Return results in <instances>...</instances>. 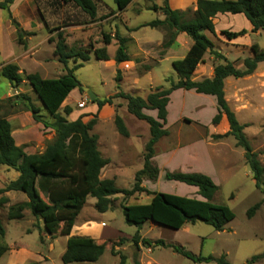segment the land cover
Here are the masks:
<instances>
[{
	"label": "rangeland",
	"instance_id": "obj_1",
	"mask_svg": "<svg viewBox=\"0 0 264 264\" xmlns=\"http://www.w3.org/2000/svg\"><path fill=\"white\" fill-rule=\"evenodd\" d=\"M100 1L99 9L105 8V13L101 14V18L93 23L103 22L91 28L89 40H86V36L79 39L71 37L70 40L64 37L67 44L70 41L71 46L69 44L68 46L76 50L90 49L91 47L94 49L102 48L104 47L103 35L108 34L113 37L112 45L108 46L110 61H99L92 53L90 61L75 71V76L83 91L74 90L75 92L73 91L67 98L65 107H71L73 111L78 112V115H86L97 105L92 102L89 92L100 100L116 97L120 92L145 99L159 88H169L172 82L177 81L173 62L182 60V54L189 50V47L183 49L182 46L179 47L175 44L170 53V58L173 59L141 74L143 66H155L157 60L163 56L162 47L144 46L145 54L142 53L143 50L141 51L142 48L140 47L144 42L157 44V42L167 39L168 32L165 29L141 28L151 22L165 20L161 11L152 10L155 5L162 7L164 5L163 0H135L124 15H120L117 19L114 15L118 11H107V7L116 9L117 6L114 1ZM8 19V13L0 11V64L22 51L21 46L11 38L10 24L8 22L6 24ZM129 27L131 28L130 32L141 28L133 33L134 38L140 44H136L137 41L128 43L127 52L133 58L142 57L140 58L142 63L134 67L131 65L132 68L130 69L122 66L124 69L122 72L115 61L118 50L115 37L116 35L121 36V32L123 35H127L125 28ZM44 36V34H40L37 42L41 41ZM57 37L58 35L55 37L56 40ZM100 43L102 44L99 45ZM53 44L55 49L56 43ZM189 44H192V40H189ZM258 44L264 51V34L262 38L258 39ZM220 47L217 44L215 51L216 48ZM223 50L224 53L228 54L230 62L236 65H238L239 59L246 60L251 57L248 52L240 53V50L236 52L231 46L223 47ZM51 51L50 46L43 43L39 55L41 59L37 61L22 60L20 65L28 74H39L44 79H58L66 75L67 71L62 64L53 62L55 58ZM206 57L211 59L210 53ZM43 58L45 64L42 61ZM79 63L82 62L79 61ZM75 66L76 64L70 61L69 68L74 69ZM119 71L122 73L121 90L118 89L117 81ZM256 75L263 80V83L257 81L251 83L244 95L236 97L229 94L227 101L233 112L234 108L239 112L238 116L236 114L237 119L241 125L246 127L244 133L253 151L259 155V160L264 167V68H261ZM80 103H86V108L80 109ZM30 106L39 110L38 115L43 118V121L53 124L52 116L44 109L31 86L27 82H23L18 87H14L3 78L0 71V115L11 122L13 136L17 144L23 142L21 146L25 148L28 154H43L49 144L55 140L56 133L52 129H46L35 122L33 114L29 111ZM65 107L61 109L62 113ZM126 108V100L115 98L113 105L107 112L106 119L101 124L99 121L97 127L92 131V134H100V151L106 156L113 157L116 161H118L117 156L110 152V148L116 146L119 139L115 117L119 115L125 120L124 111L127 110ZM215 111L216 109L212 104L200 95L196 94L195 96L192 93H187L183 98L181 93H176L170 107L172 123L169 126V136L157 145V150L162 152L163 150L175 149L198 140L205 134L201 127L194 123L190 124L189 121H185L181 124L182 126L174 125L173 120L178 115L184 114L193 121L209 122ZM91 120H93V116L84 118V122L87 121V123ZM145 126L148 127L147 124ZM219 141L213 143L211 145L213 147L209 148L216 167L212 180L219 187V192L213 203L228 207L235 215V219L228 224L225 231L217 232L203 222H198L195 225L187 224L178 231L148 222L140 234L142 239L151 241L153 245L149 247L140 244L139 249H137L132 243V239L138 233V229L126 223L123 207L148 204L153 196L146 193L131 197L118 195L112 198V207L105 214L97 211L96 199L89 197L79 217L78 224L80 226L85 224L92 226L91 233L99 240H103L99 243L107 244L108 248L99 264H120V257L114 256L111 252L114 245H117L115 251L126 257V264H135V260L144 264H196L170 248L155 246L158 241L184 248L196 256H213L216 258L227 256L230 264H249L252 258L264 255V186L262 190L256 188L252 171L246 162L245 151L237 147L236 139L229 137ZM182 150L186 151L187 147H183ZM143 153L144 142L133 139V163L116 180L119 189L131 190L134 187V172L141 166ZM187 154L185 152L184 155L187 157ZM190 156L192 155L190 154ZM19 176L15 170L0 165V189L6 188L10 182L17 180ZM157 181H152V184L148 183L152 193L159 191V193L179 197L202 199L197 195L196 188L179 182H169L165 179V175L162 176L158 184H155ZM5 196L9 199V203L0 209V220L5 229V243L9 245L10 251L0 259V264H64L62 257L66 250V237L51 238L46 233L43 222L34 218L28 208H25L22 219L10 220L11 209L19 204H28L29 199L27 195L19 192H11ZM257 204L261 205L260 209L253 218H250L249 211ZM123 238L128 239V242L120 246V241ZM257 264H264V260Z\"/></svg>",
	"mask_w": 264,
	"mask_h": 264
},
{
	"label": "trees",
	"instance_id": "obj_2",
	"mask_svg": "<svg viewBox=\"0 0 264 264\" xmlns=\"http://www.w3.org/2000/svg\"><path fill=\"white\" fill-rule=\"evenodd\" d=\"M63 1L80 9L88 15L92 22L98 20L100 0ZM113 1L117 6V11L122 13L134 0ZM163 2L162 7L155 5L152 10L161 11L165 20H157L141 28H161L168 32L167 39L163 44L162 55L176 44L180 34H186L193 41L188 54L182 60L173 63L179 82H172L170 89H157L146 99L120 92L116 97L104 100L96 99L94 102L101 110L107 105L112 106L115 98H122L127 102L128 112L137 119L147 122L151 127L152 138L146 147L144 168L137 173L135 185L131 190L119 189L115 180L100 179L102 170L110 164V161L105 159L99 150L98 135L92 134L99 122L98 115H94L93 120L85 123L84 118L88 115L81 116L76 121L68 119L73 113L71 107H65L63 113L61 112L62 106L74 90L83 91L75 76V71L90 61L91 54L94 53L99 61H110L107 47L112 44L113 37L111 35H103L105 45L103 48L94 49L91 47L84 50L69 47L63 34H58L57 40L51 38L49 42L56 43L54 55L67 71L66 75L58 79H43L39 74H21L19 67L14 64L6 65L1 69L3 78L14 87H18L23 82H27L31 86L44 109L52 116L53 124L43 121V118L38 115L39 110L33 106H30L29 111L33 114L35 122L43 124L46 129L55 131L56 138L43 154H28L24 147L17 145L11 122L0 115V165L15 170L20 175L6 188L0 189V209L9 203L6 194L19 192L27 195L29 203L13 207L9 213V219H22L25 208H28L34 218L43 222L44 229L51 238L69 237L66 251L62 257L64 264L97 263L108 248L107 244H101L88 237H71L76 221L89 197L96 199L97 211L105 214L112 207V198L118 195L131 197L146 193L153 196L148 204L123 207L126 223L138 229V233L132 239V243L137 249L140 244L149 247L153 245L151 241L142 239L140 234L148 222L175 231L181 230L187 224L195 225L198 222H203L217 232H223L228 224L235 219L234 213L228 207L213 203L219 192V187L206 175L181 172H167L165 175V179L169 182H179L197 188L198 195L202 197V200L164 193H150L142 187L143 180L155 182L159 178V169L152 160L155 156L156 145L163 138L169 136L168 130L165 129L168 105L171 95L177 90H194L198 94L216 97L219 114L213 123L220 124L222 116L226 115L230 131L224 136H215L214 139L222 140L229 137L236 139L237 147L245 151L246 162L252 171L256 188L263 189L264 167L259 160V155L253 151L244 133L246 127L240 124L236 114L229 106L225 93V81L229 78L242 79L253 75L259 64L264 63V51L258 45H253L251 47L253 58L246 59L244 69L240 70L215 51L214 43L206 37L205 33L216 35L212 19L218 14L244 15L253 27L252 33H264V0H198L195 19L190 22L181 21V14L172 10L169 0H163ZM13 3L14 0L0 2V9L9 11ZM13 25L18 30V43L26 45V38L32 37L34 34L24 32L15 21H13ZM54 31L56 30H52V32ZM247 34L246 30L222 32V36L230 42ZM115 38L118 43L115 57L117 65L131 62L132 59L127 52L128 40L120 35H116ZM208 53L222 62L216 65L215 76L212 79L195 82L193 80L194 73L197 67L204 62ZM70 61L76 64L74 69L69 68ZM141 63V60L136 61L138 66ZM153 67L143 66V71L140 73L149 72ZM117 81L118 89L121 90V71L118 73ZM145 110L157 111L158 119L147 116L144 113ZM115 124L122 137H130L128 129L119 115L115 117ZM260 207V204L252 207L249 217L253 218ZM125 242H128V239L123 238L120 241V246H123ZM155 246L170 248L196 264H230L227 256L221 258L196 256L184 248L167 245L163 241H158ZM115 247L117 245L112 248V254L120 257V264H126V257L116 252ZM9 251L10 247L5 243V229L0 220V259ZM263 260L264 255L256 256L249 261V264H257ZM135 264L141 263L135 260Z\"/></svg>",
	"mask_w": 264,
	"mask_h": 264
},
{
	"label": "crops",
	"instance_id": "obj_3",
	"mask_svg": "<svg viewBox=\"0 0 264 264\" xmlns=\"http://www.w3.org/2000/svg\"><path fill=\"white\" fill-rule=\"evenodd\" d=\"M5 0H0V2H3ZM220 1V0H217ZM235 1V0H232ZM135 0L133 1V3ZM132 3V4H133ZM127 8V10L132 6ZM170 7L172 10L179 12L181 14V21L182 22H190L195 19V13L197 11V4L198 0H169ZM110 12H116V9H111L107 7ZM105 8H100L98 12V19L101 18V14L105 13L104 11ZM1 12H7L8 13V20L6 21L10 24L9 25V32L11 33V38L13 39L14 42H17L19 46H21L22 51L17 54L12 56L10 59H7L4 61L2 64H0V71L1 69L9 64H14L17 65L20 69L21 74H28L24 68L20 65V61L22 60H32V61H37L38 59H41L39 57L41 53V47L44 44H48L51 48V53L53 52L54 54V44L50 43L49 40L51 38H55L56 35L58 34H64V37L67 38L68 40L71 39V37L74 38H82V36H86V40H89L88 36L92 32L91 28L94 27V25L97 24H102V22L98 23H93L88 15L83 13L80 9L75 7L73 4L70 3H65L63 0H14V3L10 7V10H1ZM125 11L120 13L117 12L114 17L115 19L119 18L120 15H124ZM4 14V13H2ZM112 17V18H114ZM110 18V19H112ZM109 20V19H107ZM13 21H15L20 28L26 32V33H33L34 36L32 37H27L26 38V45H20L18 43V30L16 27L13 25ZM106 21V20H105ZM164 21V20H162ZM214 26H215V31L216 35H212L210 33H205L206 37L210 39L215 46L217 44L221 46L220 48H216V51L223 55L226 59L229 60L228 54L224 53L223 47H233L236 52L244 53L248 52L251 57L253 58V53L251 51V47L253 45H260L258 44V39L263 37V32H258V33H252L253 27L251 23L246 19L244 15H232V14H218L212 19ZM129 29V30H128ZM130 27L125 28V31H127V35H123L121 32V37L125 38L128 40V43L132 41H137L136 44H140L138 40L134 38V31L130 32ZM52 30H56L52 32ZM243 30H246L248 34L244 37H240L234 41H228L226 38L222 36L223 31H229V32H241ZM136 32V31H135ZM40 34H44V38L37 42V39ZM189 40H191L186 34H180L177 38L176 44L180 47L182 46L183 49H186V47H189V50L192 44H189ZM165 40L162 42H157L155 43H150V42H144L143 44L140 45L142 48L141 51L143 50L144 46L147 45H152V47L157 46V47H162L164 44ZM127 43V44H128ZM68 44L71 46L70 41ZM100 43L99 45H101ZM104 44V43H103ZM112 45V44H111ZM105 46V45H104ZM103 48V47H102ZM118 48V46H117ZM95 49H100V48H95ZM108 49V47H107ZM261 49V47H260ZM188 51L185 52V54H182V59L188 54ZM262 50V49H261ZM164 51V49H163ZM162 51V52H163ZM145 51L143 50L142 53ZM172 52V48L166 51V53L156 62V65L154 67H159L162 65L163 62L169 61L170 59V53ZM145 54V53H144ZM211 55V59H208L206 56L204 58V62L201 63L193 76V80L195 82H201L206 79H212L215 76V67L218 64H221L222 61L220 60H215V56ZM110 57V55H109ZM116 57V56H115ZM131 57V56H130ZM53 62L55 64H59L58 58L54 55ZM111 58V57H110ZM140 56L137 57H131L132 61L131 62H126L123 64L118 65L119 69L123 72V67L125 68H132L131 65L138 66L136 64L137 60H140ZM44 62V58L42 59ZM135 61V63H134ZM179 61V60H178ZM230 61V60H229ZM238 65L233 63L236 68L243 70L244 69V62L245 60H238ZM142 62V61H141ZM175 62V61H174ZM173 62V63H174ZM45 64V62H44ZM264 63H260L258 66L257 71L248 77L242 78V79H235V78H229L225 81V93H226V99L229 97V94L231 96H236L240 97L244 95L247 91H245L248 88V85L251 83L260 82L263 83V80L260 79L256 74L257 72L261 69L264 68ZM173 65V64H172ZM177 76V81L175 83L179 82L178 75ZM44 79V78H43ZM166 82V80H165ZM171 86H169L170 89ZM164 89V88H163ZM75 92V91H74ZM176 93H181L183 98L186 96L187 93H192L196 96L200 95L206 100L212 104V106L216 109L214 115L212 118H210L209 122H203V121H193L184 114H180L173 120L175 123L174 125H181L185 121H189L190 124L194 123L201 127L204 131L205 134L198 140L192 141L186 145H181L178 148H172L169 150H163L160 152L157 150V145L164 139H162L155 147V156L152 160L153 164L159 169V178L158 181L155 184H158L159 181L161 180L163 175H166L167 172H181V173H200L203 175H206L213 179V175L215 173L216 167L215 163L213 160L212 154L209 152V148L213 147L211 146L215 142H220L219 140H215V136H224L230 131V126L229 122L227 119L226 115L222 116V120L220 124L215 125L213 123V120L215 117L219 114V107L217 103V99L214 96H208L204 94H198L196 91H187V90H177L175 91L171 97H170V103L168 105V118H167V123L165 125V129L168 130L169 132V126L172 123V115L170 112V107L174 98V95ZM233 94V95H232ZM146 99V98H145ZM67 101V100H66ZM65 101V103H66ZM62 106L65 107L66 105ZM111 105H107L101 110H99L98 106L96 105L94 109L90 110L86 115L88 116H94L98 115L99 116V121L100 124L103 122L104 119L107 117V112H109V108ZM86 108V107H85ZM108 108V111H107ZM127 109V108H126ZM235 114H239L236 108L233 109ZM144 113L147 116H150L154 119H158V112L157 111H150V110H145ZM115 114V113H114ZM124 114L126 115L125 120L123 119L126 128L128 129V132L130 134L129 138H124L122 137L119 133V136H117L118 142L117 145L113 146L110 148V152L113 153L114 155L117 156L118 161L114 160L113 157L106 156L102 153L103 157L107 160L110 161V164L107 165L101 172L100 179L105 180H116L120 175L124 173L126 168L133 163L134 156L132 155V150H133V139H138L142 140L144 142V153L141 158V166L134 172V178L136 177L137 173L143 170L144 168V157L146 153V147L149 144L152 135H151V127L147 122L141 121L137 119L135 116L131 115L128 110L124 111ZM81 116L84 115H78L77 111H73L72 115L68 118L70 121H76L79 119ZM86 118V117H85ZM9 121V120H8ZM87 123V121H85ZM144 123V124H143ZM39 124V123H38ZM99 124V125H100ZM145 124L148 125L145 126ZM43 126L42 124H40ZM38 126V127H41ZM182 126V125H181ZM97 127V126H96ZM14 135V133H13ZM99 137V142H100V134H96ZM16 140V139H15ZM127 142V143H126ZM17 143V142H16ZM23 144V142H22ZM22 144H17L18 146H21ZM183 147H187L186 151H183ZM100 150V146H99ZM182 152V153H181ZM186 153V155H184ZM190 152V153H189ZM190 154L192 156H190ZM116 159V158H115ZM255 181V180H254ZM148 183L152 184V181L149 180H143L142 187L146 189L148 192L152 193V189L148 187ZM118 187V186H117ZM195 188V187H194ZM194 190V189H193ZM197 192L198 189L196 188ZM159 193V191L157 192ZM198 195V193H197ZM202 198V197H201ZM202 200V199H198ZM80 217V216H79ZM79 217L76 221V224L72 230L71 237H88L91 239H94L98 242L103 241L99 240L98 237L94 236V234L91 233L92 226L89 224L85 225H79ZM104 225V224H103ZM105 227V226H104ZM66 248H67V242L69 237H66ZM109 239V238H108ZM106 240V239H104ZM66 251V250H65ZM112 252V250H111ZM103 257V256H102ZM101 257V258H102ZM100 258V260H101ZM100 260L97 263L94 264H99ZM141 264H144L143 262H140ZM151 264V263H148Z\"/></svg>",
	"mask_w": 264,
	"mask_h": 264
},
{
	"label": "water",
	"instance_id": "obj_4",
	"mask_svg": "<svg viewBox=\"0 0 264 264\" xmlns=\"http://www.w3.org/2000/svg\"><path fill=\"white\" fill-rule=\"evenodd\" d=\"M88 94H89L92 102H95V100L97 99V97L95 95H93L92 93H90V92Z\"/></svg>",
	"mask_w": 264,
	"mask_h": 264
},
{
	"label": "built area",
	"instance_id": "obj_5",
	"mask_svg": "<svg viewBox=\"0 0 264 264\" xmlns=\"http://www.w3.org/2000/svg\"><path fill=\"white\" fill-rule=\"evenodd\" d=\"M85 107H86V103H80V104H79V108H80V109H84Z\"/></svg>",
	"mask_w": 264,
	"mask_h": 264
}]
</instances>
